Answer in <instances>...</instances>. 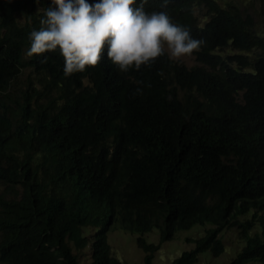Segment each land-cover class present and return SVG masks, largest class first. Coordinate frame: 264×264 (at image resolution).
I'll list each match as a JSON object with an SVG mask.
<instances>
[{"label":"trees","instance_id":"trees-1","mask_svg":"<svg viewBox=\"0 0 264 264\" xmlns=\"http://www.w3.org/2000/svg\"><path fill=\"white\" fill-rule=\"evenodd\" d=\"M50 4L0 0V262L79 264L90 245L88 264H127L108 241L118 220L141 233L143 264L177 229L205 222L169 264L220 254L219 232L234 225L244 244L229 264H264V55L247 53L264 50V36L253 16L218 0H147L146 11H167L204 40L200 64L166 53L124 73L105 48L97 66L65 77L58 49L24 56ZM24 66L36 77L12 93ZM153 227L157 243L143 236Z\"/></svg>","mask_w":264,"mask_h":264},{"label":"clouds","instance_id":"clouds-1","mask_svg":"<svg viewBox=\"0 0 264 264\" xmlns=\"http://www.w3.org/2000/svg\"><path fill=\"white\" fill-rule=\"evenodd\" d=\"M146 2L140 0L136 6L137 0H51L39 30L29 34L27 55L58 49L68 77L97 66L105 48L108 59L124 73L150 66L166 53L170 60L179 61L200 50L203 39L174 23L167 11H146ZM168 3L163 0L162 6Z\"/></svg>","mask_w":264,"mask_h":264},{"label":"rangeland","instance_id":"rangeland-1","mask_svg":"<svg viewBox=\"0 0 264 264\" xmlns=\"http://www.w3.org/2000/svg\"><path fill=\"white\" fill-rule=\"evenodd\" d=\"M218 2L224 7H227L229 3H233L238 6L243 15L251 14L254 19L253 29L264 36V0H218ZM204 12L205 10L197 8L200 24H204L208 19V16ZM17 16L21 22H24V15L22 13H19ZM232 51L229 47L221 49V52L224 54ZM247 53L251 58H255L259 55H264V50L253 48ZM24 56L28 57L27 54ZM179 61L188 66L200 64L195 58L194 53L190 56L182 57ZM28 76L35 78L36 73L30 66H24L18 76L12 81L10 88L12 93H20ZM2 188L3 185L0 184V190ZM250 216L251 213L249 212L248 214L240 215L238 219L245 220ZM117 222L119 221L116 220L108 231V241L111 245L112 253L127 264H143L146 252L139 246L136 240L137 236L141 235V233L126 230ZM211 226L213 225L210 222H205L203 224H194L188 229H177L171 239L162 241L160 247L155 250L151 264H169L182 251L194 247L195 242L193 239L202 235L204 230ZM258 229L259 225L255 223L249 232L252 233ZM84 231L88 235H91L94 232V228L85 227ZM219 235L224 242V250L218 255H213L209 249L201 251L195 264H229L231 259L235 257L236 252L244 244V238L241 236L238 225L222 229ZM143 236L147 241L157 243L159 242V229L153 227L150 231L143 233ZM73 251H76V249L73 248ZM78 254L79 264H88L91 261L90 245L81 249ZM0 264L4 263L0 262ZM246 264L262 263L251 260Z\"/></svg>","mask_w":264,"mask_h":264}]
</instances>
